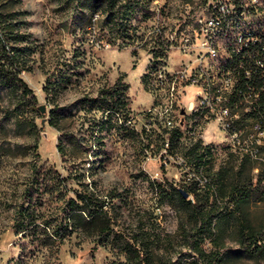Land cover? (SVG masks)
<instances>
[{
	"label": "rangeland",
	"instance_id": "obj_1",
	"mask_svg": "<svg viewBox=\"0 0 264 264\" xmlns=\"http://www.w3.org/2000/svg\"><path fill=\"white\" fill-rule=\"evenodd\" d=\"M143 1L148 2L147 9L137 10L130 23L132 37L123 39L100 26L98 13L86 29L73 28L71 12L62 0H0L6 9L24 12L20 29L29 41L30 53L26 54L30 68L22 70L20 77L36 96L34 107L23 108L18 118L14 105L20 90L0 93V264H126L122 247L127 241L133 242L151 264H264V254L252 258L244 253L235 219L245 217L258 232L256 244H263L264 198L250 197L237 209L228 196L237 179H250L254 185L259 175H264V163L236 155L219 139H211V152L216 144L221 153L208 155L203 171L209 183L198 186L190 178L193 172L198 173L197 166L187 170L163 164L161 150L168 133L162 127L154 126L143 137L138 131V112L152 103L154 94L159 95L152 78L155 59L138 39L147 26L149 8L154 7V0ZM186 2L174 3L169 15L180 12ZM117 81L127 84V105L103 123L106 113L100 118L102 112L96 103L87 112L89 105L82 98H96L101 88ZM191 96L192 92H185L181 103ZM55 104L72 107L70 114L60 116L64 129L73 130L78 138H90L86 160L81 154L72 159L58 152L59 132L48 123ZM170 113L177 115V106ZM23 119L26 123L19 125L18 120ZM129 119L130 123H125ZM177 143L187 144L182 139ZM34 160L52 174H73L66 186L70 194L92 183L95 194L105 198L113 228L106 244H98L93 230H74L62 241L47 235L50 229L42 220L55 223L60 214L61 201L55 195L33 204L38 216L33 233H17V209L27 206L23 192ZM173 188L188 192L185 198L202 204L206 211L235 213L221 233L214 217L213 231L205 235L198 231L200 221L191 207L171 198Z\"/></svg>",
	"mask_w": 264,
	"mask_h": 264
},
{
	"label": "built area",
	"instance_id": "obj_2",
	"mask_svg": "<svg viewBox=\"0 0 264 264\" xmlns=\"http://www.w3.org/2000/svg\"><path fill=\"white\" fill-rule=\"evenodd\" d=\"M179 1H187V8L169 15V8ZM231 11H238V19H230ZM250 16L264 22V0H154L147 26L138 39L148 47L152 59L162 58V66L154 73L159 95H153L152 103L138 112L142 137L154 126L162 127L165 133L175 132L177 139L185 140L187 148L199 143L198 153L207 152V144L217 138L232 153L264 163V35L249 37L244 48L235 47V40L242 37L236 36V27ZM219 26H227V33H219ZM205 29L218 35L217 46L205 48ZM224 35H232L229 50H222ZM213 51L229 57V65L224 67L229 82L227 91L206 98L204 59ZM181 92H192V99L180 103ZM225 96L233 97L234 109L225 107ZM170 101H177V115H170ZM192 116H199L197 129H189ZM254 131H262L263 139H255ZM161 153L165 166L173 163L187 170L197 166L196 159L168 148L167 136ZM208 153L219 155L221 148L214 144V152ZM204 167L199 164L198 173L190 176L198 186L209 183ZM260 183L264 186V178Z\"/></svg>",
	"mask_w": 264,
	"mask_h": 264
},
{
	"label": "trees",
	"instance_id": "obj_3",
	"mask_svg": "<svg viewBox=\"0 0 264 264\" xmlns=\"http://www.w3.org/2000/svg\"><path fill=\"white\" fill-rule=\"evenodd\" d=\"M62 4L71 12V18L74 22L73 28L86 29L92 24L95 13H98L100 26L107 29V33H115L123 39L132 37L133 29L130 28V23L137 10L139 8L147 9L148 7V2L143 0H62ZM23 14L24 12L21 10H8L0 4V93L4 89L20 90L14 105V112L18 118L22 115L23 108L27 106L33 108L36 103V96L32 89L20 77L22 70L30 68L26 54V51L30 53L29 41L26 40V33L20 29ZM126 88L127 84L117 81L110 87L101 88L96 98L85 95L82 102L89 105L88 109L86 108L87 112L91 111L96 103V109L102 112L100 118L106 113V118L103 121V123H106L112 113H119L127 105L125 99ZM82 106L84 107V105ZM71 111V106L61 107L55 104L49 111L48 123L59 132L56 147L62 156L68 155L70 158L75 159L81 154L82 157L85 156L84 160H86L91 147L90 138L87 136L78 138L73 130L64 129L61 125L60 116L70 114ZM25 121V119L18 120V123L22 125L26 123ZM33 126L34 124H31V127ZM167 133L168 148L181 152L187 155L188 158L196 159L197 167L199 164L207 165L208 152H211L208 147L207 152L199 151L198 153L199 143L187 148L182 144L178 145L175 132ZM99 137L97 139L100 143ZM37 158L38 156H36ZM240 171H238L239 175H241ZM53 173L51 169L39 166L37 160L32 162L31 178L23 192L27 206L25 207L23 204L17 209V233L31 230L32 234L38 225V216L35 215L33 204L37 201L42 203L45 197L55 195L61 201L60 214L55 223H51L49 219L42 220L45 227L50 229V233H47V235L62 241L66 234H70L74 230L81 233L93 230L92 234L96 235L98 244H106L113 233V228L108 215V208L104 207L105 198L95 194L92 185H90L92 183H85L81 190H73L70 194V190L66 189L67 181L74 178V175L69 174L67 177H63L56 171ZM263 177L264 175H259L254 185H252L250 179L245 182L237 179L231 184L228 196L231 200H234L237 209L250 197L264 198V186L260 183ZM170 195L177 202L189 208L191 207V213L196 220L200 221L198 231L205 235L212 233L214 217H217V222L214 225H217L216 228L221 233L223 232V225L235 213V210L220 212V214L214 213L212 209L206 211L202 208V204L192 203L190 199H186L181 189L173 188ZM235 219L239 226L238 242L244 253L252 258L257 255L262 256L264 254V243L256 244L257 230L248 225L245 217L237 216ZM122 251L127 254L128 263L126 264H151L145 256H141L140 251L134 247L133 242L127 241L125 246L122 247ZM197 251L200 255H204L201 248H198Z\"/></svg>",
	"mask_w": 264,
	"mask_h": 264
},
{
	"label": "bare ground",
	"instance_id": "obj_4",
	"mask_svg": "<svg viewBox=\"0 0 264 264\" xmlns=\"http://www.w3.org/2000/svg\"><path fill=\"white\" fill-rule=\"evenodd\" d=\"M246 0H238V3H245ZM187 8V2L183 5ZM230 19H238V11L230 12ZM219 33H227V26H219ZM257 35H264V22H258L257 16H250L248 19H244V22H239L236 27V36L238 39L235 40L236 48H244L249 43V37ZM205 48H212L218 44V35H212V29H205ZM232 42V35H224L222 42V50H229V44ZM154 71H153V82L157 88V80H154V73H156V67L162 66V58H154ZM229 65L228 56H220V51H213L212 55H207L204 59V86H205V97L215 98L218 96L219 91H227L229 75L224 71V67ZM155 95V94H154ZM185 96V92H181V98ZM191 98H187L183 103H188ZM177 106V101H170V111L172 107ZM225 107L227 109H234V99L232 96H225ZM172 114V113H170ZM175 114V113H174ZM199 116H192L189 120V129H197L199 124ZM255 139H263L262 131H254ZM207 147L212 150L211 146L207 144Z\"/></svg>",
	"mask_w": 264,
	"mask_h": 264
},
{
	"label": "water",
	"instance_id": "obj_5",
	"mask_svg": "<svg viewBox=\"0 0 264 264\" xmlns=\"http://www.w3.org/2000/svg\"><path fill=\"white\" fill-rule=\"evenodd\" d=\"M40 110L41 111H44L45 110V106L44 105H41L40 106ZM181 191H182V194H183L184 197H187L188 196V193L186 191H184L182 189H181Z\"/></svg>",
	"mask_w": 264,
	"mask_h": 264
}]
</instances>
